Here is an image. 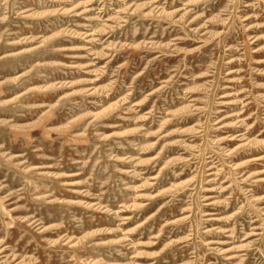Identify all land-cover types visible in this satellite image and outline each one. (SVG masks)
Returning a JSON list of instances; mask_svg holds the SVG:
<instances>
[{"label":"rangeland","instance_id":"obj_1","mask_svg":"<svg viewBox=\"0 0 264 264\" xmlns=\"http://www.w3.org/2000/svg\"><path fill=\"white\" fill-rule=\"evenodd\" d=\"M0 264H264V0H0Z\"/></svg>","mask_w":264,"mask_h":264},{"label":"bare ground","instance_id":"obj_2","mask_svg":"<svg viewBox=\"0 0 264 264\" xmlns=\"http://www.w3.org/2000/svg\"><path fill=\"white\" fill-rule=\"evenodd\" d=\"M243 136V135H242Z\"/></svg>","mask_w":264,"mask_h":264}]
</instances>
